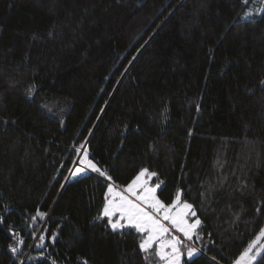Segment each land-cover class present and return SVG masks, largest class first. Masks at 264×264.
<instances>
[{
	"label": "trees",
	"instance_id": "obj_1",
	"mask_svg": "<svg viewBox=\"0 0 264 264\" xmlns=\"http://www.w3.org/2000/svg\"><path fill=\"white\" fill-rule=\"evenodd\" d=\"M144 168L201 220L192 264L263 229L264 0H0V264H161L98 219Z\"/></svg>",
	"mask_w": 264,
	"mask_h": 264
},
{
	"label": "snow or ice",
	"instance_id": "obj_2",
	"mask_svg": "<svg viewBox=\"0 0 264 264\" xmlns=\"http://www.w3.org/2000/svg\"><path fill=\"white\" fill-rule=\"evenodd\" d=\"M247 2L248 0H243L244 4H247ZM81 148H84L85 151L80 162L81 167L76 169L75 174L79 175L85 174L87 171H93L101 176H106V173L102 172L88 158L89 153L86 146L81 145ZM156 175L155 172L150 173L148 169H143L122 191H116L109 184L107 186L108 196L105 198L106 202L98 219L108 217V223L113 230L123 229L127 226L134 228L139 233H146L145 238L138 245L142 252L147 253L153 244H156V255L164 264H181V257L185 255L181 252L183 241L174 233L178 231L191 240L192 236L196 234L195 230L201 224V220L196 217L192 204L181 202V191L176 193L171 204L165 205L156 196V191L160 185L149 187L148 179L142 180V177L148 176L151 178ZM106 179L111 180V177L106 176ZM39 215L43 216L44 214L39 213ZM117 216L118 219H111ZM192 218H195L194 221L189 223ZM55 238L56 235L53 234L52 239L55 240ZM262 238H264V229L260 231L255 240L248 244V247L240 254L235 264H252L253 261H256L262 250H264V245L257 247ZM254 248L256 249L255 252H253ZM12 251L15 252L17 249L13 248ZM198 255V249L188 248L186 256L190 264L194 262Z\"/></svg>",
	"mask_w": 264,
	"mask_h": 264
},
{
	"label": "rangeland",
	"instance_id": "obj_3",
	"mask_svg": "<svg viewBox=\"0 0 264 264\" xmlns=\"http://www.w3.org/2000/svg\"><path fill=\"white\" fill-rule=\"evenodd\" d=\"M83 151V150H82ZM81 151V153H80V157H81V160H82V157H83V152ZM77 160H79V158L77 159ZM76 160V162L77 163H75V165H77L78 167H81V163L79 164L78 163V161ZM81 160H80V162H81ZM144 169H146V168H144ZM143 170V169H142ZM150 173L152 172V171H150V170H148ZM140 173V172H139ZM138 173V174H139ZM137 174V175H138ZM136 175V176H137ZM135 176V177H136ZM135 177L133 178V179H135ZM152 178L153 177H151V178H149L148 176H145V177H142V180H144V179H148V183H149V187H155L157 184H159V183H153L152 182ZM132 182V181H131ZM131 182H129L128 184H126V185H124L123 187H119V186H117V185H115V184H113V183H110L113 187H114V189L116 190V191H122V190H124V189H126L127 188V186L131 183ZM160 185V184H159ZM159 189H160V187L157 189V191H156V196L161 200V201H163L162 199H161V197L159 196V193H158V191H159ZM139 191V190H138ZM125 194H127L126 192H125ZM106 196H108V189L106 190V192H105V198H106ZM109 198H112V197H109ZM175 199V198H174ZM173 199V200H174ZM105 202H106V199H105ZM105 202H104V204H105ZM164 202V201H163ZM181 202L183 203V202H186V201H184V200H182L181 199ZM172 202H170V203H165L164 202V204L165 205H169V204H171ZM188 203V202H187ZM190 204V203H189ZM108 218V217H107ZM111 219H113V220H115V219H118V216L117 217H112ZM194 219L195 218H192V219H190L189 220V223H192L193 221H194ZM108 220H109V218H108ZM126 223V222H125ZM165 223H167V222H165ZM127 227V226H126ZM263 229H264V227H263ZM195 232H196V230H195ZM260 233V232H259ZM259 233L255 236V238L253 239V240H255L256 239V237L259 235ZM175 235H177V236H179V238L183 241V244L181 245V252L182 253H184L185 255H183L182 257H181V264H183V259H184V257H186L187 258V256H186V253H187V250H188V248L189 247H194V248H196L195 247V245L192 243H189L190 241H192L193 240V238H194V235L192 236V239L191 240H189V239H187L186 237H184V235L182 234V233H179L178 231L177 232H175L174 233ZM143 235H144V238H145V236H146V233H143ZM252 240V241H253ZM251 241V242H252ZM184 242L187 244H184ZM260 245H264V238H262L260 241H259V243L257 244V247H260ZM152 248H155V249H157V245L156 244H153V246H152ZM197 249V248H196ZM256 251V249L254 248L253 249V252H255ZM264 250H262V252H263ZM261 252V253H262ZM259 257V256H258ZM257 257V258H258ZM255 263V261H253L252 262V264H254ZM161 264H164V262L162 261L161 262ZM235 264V263H234Z\"/></svg>",
	"mask_w": 264,
	"mask_h": 264
},
{
	"label": "bare ground",
	"instance_id": "obj_4",
	"mask_svg": "<svg viewBox=\"0 0 264 264\" xmlns=\"http://www.w3.org/2000/svg\"><path fill=\"white\" fill-rule=\"evenodd\" d=\"M83 158V157H82ZM78 159V158H77ZM81 157H79L78 163L80 164Z\"/></svg>",
	"mask_w": 264,
	"mask_h": 264
},
{
	"label": "water",
	"instance_id": "obj_5",
	"mask_svg": "<svg viewBox=\"0 0 264 264\" xmlns=\"http://www.w3.org/2000/svg\"><path fill=\"white\" fill-rule=\"evenodd\" d=\"M83 151H84V150H83ZM83 151H82V152H83ZM79 157H80V156H79ZM79 157H78V158H79ZM77 161H78V160H77ZM76 163H77V162H76Z\"/></svg>",
	"mask_w": 264,
	"mask_h": 264
}]
</instances>
